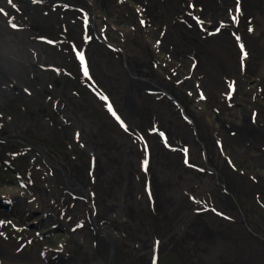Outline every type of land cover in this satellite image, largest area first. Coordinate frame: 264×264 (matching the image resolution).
I'll use <instances>...</instances> for the list:
<instances>
[{
	"label": "rangeland",
	"instance_id": "obj_1",
	"mask_svg": "<svg viewBox=\"0 0 264 264\" xmlns=\"http://www.w3.org/2000/svg\"><path fill=\"white\" fill-rule=\"evenodd\" d=\"M13 1L0 264H264V0Z\"/></svg>",
	"mask_w": 264,
	"mask_h": 264
},
{
	"label": "flooded vegetation",
	"instance_id": "obj_2",
	"mask_svg": "<svg viewBox=\"0 0 264 264\" xmlns=\"http://www.w3.org/2000/svg\"><path fill=\"white\" fill-rule=\"evenodd\" d=\"M27 1H29L28 3H27ZM13 2H15V3H19V4H27V6L28 7H30V6H32V4H34V2L36 3V0H15V1H13ZM18 6V5H17ZM12 7H14V9H16V11L17 12H21L19 9H17V7L16 6H12ZM31 10L32 11H28L27 13L28 14H33V15H35V9H34V7L32 6V8H31ZM17 12H14L13 11V14H14V17H15V14H18ZM11 13H12V11H11ZM23 13V12H22ZM22 13H20V15H22ZM17 17V16H16ZM0 19H1V17H0ZM15 20L16 19H14L13 18V22H15ZM36 20H33V21H31V24L30 25H32L34 22H35ZM8 23V22H7ZM18 23V22H17ZM20 23V22H19ZM26 22H25V20L23 19L22 20V22H21V24H19V25H21L22 27H21V31L19 32V33H17V34H15V35H13V33L14 32H11V34H8V33H5V31H4V35H2L1 36V39H0V45L2 46V48H1V50H0V69H1V73H0V79L2 80H0V89H3L4 87H6V88H8V81L6 82V81H3V77H9V78H11V77H14V75H16V74H18V70H17V68L16 67H18V66H20L19 65V63H20V60H19V58L22 56V55H24L26 52H25V49L23 48L22 50H18V46H21L22 44H23V37L24 36H22L21 35V33H22V30H24L25 28H27L26 27ZM3 26H4V23H3ZM28 26V25H27ZM90 27H91V25H89ZM5 27V26H4ZM93 27V31H94V26H92ZM28 29V28H27ZM35 30V29H34ZM1 33V32H0ZM3 33V32H2ZM95 34H96V36H98L97 35V33H96V31H95ZM1 35V34H0ZM4 36V37H3ZM245 33H244V35H243V38H242V40L243 39H245ZM25 38V37H24ZM248 38H246V40H247ZM33 41V40H32ZM245 41V40H244ZM6 42L7 43H9V44H11L10 46L7 44L6 45ZM247 42V41H246ZM243 43V45H244V47L245 46H247L246 45V43L245 42H242ZM192 48V47H191ZM3 50V51H2ZM11 50V51H10ZM23 58V57H22ZM25 59H27V58H25ZM23 60V59H22ZM2 62V63H1ZM5 65V66H4ZM232 69V67H228L227 69L228 70H231ZM16 69V70H15ZM226 69V70H227ZM11 70V71H10ZM246 70V69H245ZM251 70V69H250ZM6 71V72H5ZM250 72V71H249ZM131 80H135V81H137L138 83H143V84H145V83H147V81H145L144 79H142V80H137V79H135V78H133V77H131ZM262 84H264V83H262V81L260 82H258V81H254V82H252V83H249L248 84V86H255L256 88H258V89H261V85ZM158 90L162 93V94H167L168 95V98L169 99H171L172 101H173V103L174 104H177L178 106H179V108H180V112H181V114H183V117L186 119L187 117L185 116V109H184V107H183V100L180 98V96L179 95H177V94H175V96H176V99L179 101V103L176 101V100H174L173 98H171L172 97V95H171V93L169 92V93H166L164 90H162V88H158ZM168 90H171V88L169 87V89ZM1 91V90H0ZM261 106V105H260ZM259 106V107H260ZM258 116H256V118H257ZM253 117L251 116L250 118H243L242 120H241V125H240V127H236V126H234L233 125V123H229L230 124V126L231 127H233L234 129H235V133L237 134V135H239L240 133H243L245 136H247L249 139H251V138H255L256 136H257V134H260L261 136H263L264 137V133L262 132L263 131V129H262V131L261 132H258L259 130H261V128L262 127H257V126H255V122H254V120L252 119ZM225 129H226V127H224ZM227 130V129H226ZM231 133V132H230ZM214 170V169H213ZM209 171H212L211 169L209 170ZM215 171V174L216 175H218L216 172V170H214Z\"/></svg>",
	"mask_w": 264,
	"mask_h": 264
},
{
	"label": "snow or ice",
	"instance_id": "obj_3",
	"mask_svg": "<svg viewBox=\"0 0 264 264\" xmlns=\"http://www.w3.org/2000/svg\"><path fill=\"white\" fill-rule=\"evenodd\" d=\"M79 59H80V61H81V64H83V62H84V56H83V54H80ZM84 74H85V76L88 75L87 69L84 70ZM201 99H203V97H201ZM108 110H109L110 112L112 111L111 106H109V109H108ZM113 114H114V113H113ZM145 163H147V162L145 161ZM153 264H155V261L153 262Z\"/></svg>",
	"mask_w": 264,
	"mask_h": 264
},
{
	"label": "crops",
	"instance_id": "obj_4",
	"mask_svg": "<svg viewBox=\"0 0 264 264\" xmlns=\"http://www.w3.org/2000/svg\"><path fill=\"white\" fill-rule=\"evenodd\" d=\"M188 45H189L190 47H192V50L195 49V50L198 51V49H197V46H198V45H195L194 40H192V41H191V44H188ZM32 75H33V74H32ZM72 111H73V110H72ZM76 112H77V111H73V112H72V115L76 116Z\"/></svg>",
	"mask_w": 264,
	"mask_h": 264
},
{
	"label": "bare ground",
	"instance_id": "obj_5",
	"mask_svg": "<svg viewBox=\"0 0 264 264\" xmlns=\"http://www.w3.org/2000/svg\"><path fill=\"white\" fill-rule=\"evenodd\" d=\"M0 39H1V37H0ZM7 44H8L9 46L11 45V44H9V43L6 42V45H7ZM1 48H2V46L0 45V50H1ZM2 51H3V50H2ZM10 51H11V50H10ZM1 63H2V62H1ZM4 66H5V65H4ZM10 71H11V70H10ZM5 72H6V71H5Z\"/></svg>",
	"mask_w": 264,
	"mask_h": 264
},
{
	"label": "water",
	"instance_id": "obj_6",
	"mask_svg": "<svg viewBox=\"0 0 264 264\" xmlns=\"http://www.w3.org/2000/svg\"><path fill=\"white\" fill-rule=\"evenodd\" d=\"M198 139V138H197ZM213 171V170H212ZM215 172V171H214ZM4 203H7V201H4ZM111 255H112V251H111Z\"/></svg>",
	"mask_w": 264,
	"mask_h": 264
}]
</instances>
